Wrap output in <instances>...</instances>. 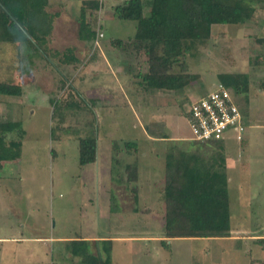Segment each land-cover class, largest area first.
Wrapping results in <instances>:
<instances>
[{"label":"rangeland","instance_id":"374dc122","mask_svg":"<svg viewBox=\"0 0 264 264\" xmlns=\"http://www.w3.org/2000/svg\"><path fill=\"white\" fill-rule=\"evenodd\" d=\"M94 1L96 13L87 6L83 11L94 41L77 37L80 0H48L45 11L52 19L44 54L30 52L21 42L0 43V82L21 90L19 97L0 96V121L18 122L23 133L19 158L0 162V264H73L64 238L92 244L104 237L117 241L112 244L111 264H264V240H257L264 235V0H243L254 9L246 22L212 25L209 39L178 60L186 65L184 74L179 64L166 71L190 78L176 93L159 91V111L165 114L168 109L182 117V135L189 134L183 119L190 104L210 90L220 74L247 76L246 99L237 96L240 110L246 109L247 97L258 104L244 121L242 141L220 142L232 162L227 190L230 237L235 238L179 239L166 241L165 247L159 245L161 228L152 196L153 201L150 195L133 201L116 189L120 212L109 213L108 194L100 198L94 193L93 165L77 163L79 138L93 135L98 148L109 145L108 136H114L117 147H122L120 133L136 138L142 122L128 112L136 106L111 92L118 87L114 80L123 93L130 91L134 102L136 94L146 97L140 83L147 63L141 51L117 49L119 66H99L95 75L91 65L97 40L105 49L109 44L115 47V40L132 37L134 22L114 18L113 7L123 0ZM115 55H106L110 65ZM97 83L106 84L104 91L96 89ZM96 92L105 99L93 98ZM15 139V133L6 134L4 144ZM215 171L220 173L218 167Z\"/></svg>","mask_w":264,"mask_h":264},{"label":"trees","instance_id":"16d2710c","mask_svg":"<svg viewBox=\"0 0 264 264\" xmlns=\"http://www.w3.org/2000/svg\"><path fill=\"white\" fill-rule=\"evenodd\" d=\"M83 5L96 13V2ZM148 14L143 15V0H123L113 7V16L120 21L134 22V32L126 41H114L115 48L125 45L141 51L146 57L147 69L141 77L146 90L173 92L181 90L190 78L182 76L186 65L178 62L197 43L209 39L212 25H236L251 19L254 9L243 0H148ZM47 0H0V43H23L29 51L44 54L45 37L51 30V17L45 11ZM82 10L77 19V37L80 41H93L90 28ZM181 74H168L178 65ZM227 89L236 104L242 123L245 108H241L238 95L246 99L248 78L245 74H220L217 82ZM18 85L0 82V96L19 97ZM54 104V103H53ZM244 125V123H243ZM15 133L17 139L4 144L6 134ZM23 133L18 122L10 118L0 121V162L17 160L20 156ZM95 137L78 139L77 163L85 166L94 162ZM241 142V141H240ZM238 142V143H240ZM220 144V143H219ZM124 149L134 148L124 142ZM220 150V145L217 146ZM112 151L118 147L112 143ZM1 168V166H0ZM126 165L127 180L135 178L134 169ZM222 172L209 170L193 156L175 159L168 156L164 162L163 238L169 239H223L231 232L228 195ZM114 210L113 199L109 202ZM116 210V209H115ZM163 242V241H162ZM259 242V241H257ZM261 242V241H260ZM73 264H111V240L101 238L94 243L74 238L65 246ZM249 264H258L250 261Z\"/></svg>","mask_w":264,"mask_h":264},{"label":"crops","instance_id":"0c3cea01","mask_svg":"<svg viewBox=\"0 0 264 264\" xmlns=\"http://www.w3.org/2000/svg\"><path fill=\"white\" fill-rule=\"evenodd\" d=\"M87 1H91V0H87ZM87 1L80 0V5L79 8L77 9L78 12L77 19L79 17L80 12L85 8H87L86 5H83L84 2ZM47 4H48V0H47ZM94 40L95 39H93V41ZM97 43L99 44L97 45L98 49L95 52L96 60L93 59L92 61H94V63H92L91 65L92 69L95 70V75H97L98 73L97 68L99 66L101 67L104 66L107 69L108 68L112 69L114 66H119L118 58L120 56L119 53H118L119 55H115V53L118 52L117 49L119 48L111 47V45L109 44L108 48L105 49L103 48L104 46L102 45V43L99 42V40H97ZM122 49L123 51L127 50L128 49L127 45H125L124 48ZM132 51H130L129 53H131ZM133 52L136 53L135 51ZM106 55L109 56L115 55L116 61L112 62V64L110 65L108 60L106 59ZM113 82L118 87L112 89L111 92L112 93L114 92L118 96V99H121L122 102L123 100L127 99L129 100L130 103H133L136 107L135 108L131 106L128 107V112L130 114L132 113L136 114V116L139 118L140 122L142 123L141 126H137L136 129L137 132L135 133L136 138H131L128 135L127 136L122 135V133L119 134L120 139L118 140L121 141L118 143H120V145L123 144L124 142H132L135 144L134 148L124 149L123 147H118V151L114 153L110 148L111 145L110 143L111 142L115 143L113 141H116L113 139L114 136L107 137V141H109L108 142L109 145L107 146L104 145V147L100 146L98 148L97 142L95 141V159L94 162L91 163V165H93V168L95 169V175L97 176L93 178V184L96 187L94 193L96 195L101 194L100 198H103L102 195L108 194L109 202L110 199H113L115 203V207L113 208L114 210H111L110 205L108 206V211L109 213L112 214H117L118 212H120V209L116 205V201H118L121 198L117 200L116 196L114 195V191L116 189H118L117 191L119 193L122 192L123 196H128V195L131 196V199H133V201L136 200L138 201L140 198L142 199L143 196L146 197V195L148 196L150 195L149 199L153 201L152 199L153 197L154 201L156 202V207L158 208V213H156V217L157 216L159 217V228H161L159 232L160 233L159 245L165 247L166 241L170 242L173 240H179V239L165 240V238H163L162 236L163 223H164L163 221L164 203L162 200L161 191L164 185L165 159L168 156H171L175 159L185 156L187 157L193 156L199 162H202L205 166H207V168H209L210 171L211 170L213 171L218 167L220 169V172H222L224 175L226 190H227V184L229 183L227 168L229 162L230 164L232 162L231 160L225 157V154L223 152L224 149L219 144L220 142L223 143L222 142L223 140L219 142H205V143H200V145H198L197 144L198 142H194L191 140L188 128L187 130L189 134L182 135L181 134L182 117L178 115L177 116L173 115V113L170 112L168 109L165 110V112L171 115H168L166 113L164 114V110L159 111V90L146 91L141 86L142 95L143 93H145L146 97L145 99H140L141 96L140 95L137 96L136 94L135 97L136 103H135L134 100L130 98L128 95L130 91H126V92L124 91L123 93V90L119 82L117 83L116 80H114ZM104 86L106 87V84L101 83L98 85L97 83L96 89L102 92L104 91L105 88ZM110 90L111 89L106 90L108 92L107 106H110L109 104H111ZM210 90H207L205 94L198 96V98L206 95ZM258 93L260 94L261 90H258ZM93 98H98V100L99 99L102 100L105 99V96L100 92H96V94L93 95ZM144 104H148L147 106H145L146 109L143 108ZM257 104H258L257 99L255 101L254 98L251 99L247 97V103H246L247 106H246V110L244 111L245 114L243 115V121H245L248 118L250 109L253 110L257 108L256 107ZM183 120L184 122H186L185 117ZM227 139H231V138L229 137ZM167 142H171V144L173 145L168 146L165 144ZM187 143L192 145H187ZM214 145H220L221 147L220 150L219 149L217 150V147L215 148ZM216 161H219V163L214 167L212 164ZM126 165L132 168L129 170L130 172L133 169L135 171V178L133 181L127 180L128 176L127 173L125 172ZM227 195H228V190H227ZM231 233L232 230L230 234ZM262 234H264V232ZM104 238H109L111 240V252H112V246H113L112 244L113 242H117V241L115 240V238H111V237H104ZM234 238L235 237H229L223 239L233 240ZM257 238H258L257 240H264V235ZM72 239L74 238H64L63 239L64 247L66 246V243ZM98 240L99 239H95L94 241H98ZM236 240L239 241L240 239L237 237Z\"/></svg>","mask_w":264,"mask_h":264},{"label":"built area","instance_id":"2783aa9c","mask_svg":"<svg viewBox=\"0 0 264 264\" xmlns=\"http://www.w3.org/2000/svg\"><path fill=\"white\" fill-rule=\"evenodd\" d=\"M194 142H219L227 138L242 141L244 125L229 92L216 83L204 96L194 100L185 115Z\"/></svg>","mask_w":264,"mask_h":264}]
</instances>
